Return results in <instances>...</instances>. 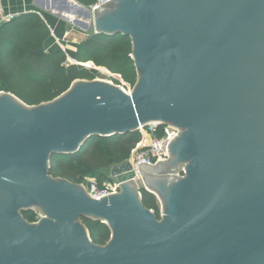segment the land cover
Masks as SVG:
<instances>
[{"label":"water","instance_id":"obj_1","mask_svg":"<svg viewBox=\"0 0 264 264\" xmlns=\"http://www.w3.org/2000/svg\"><path fill=\"white\" fill-rule=\"evenodd\" d=\"M87 12L94 34L130 38L136 83L126 93L76 80L37 106L0 93V264H264V0H110ZM150 124L180 130L169 159L98 171L117 194L97 200L49 176L52 156ZM32 207L47 217L28 223ZM83 218L109 227L105 246Z\"/></svg>","mask_w":264,"mask_h":264},{"label":"trees","instance_id":"obj_2","mask_svg":"<svg viewBox=\"0 0 264 264\" xmlns=\"http://www.w3.org/2000/svg\"><path fill=\"white\" fill-rule=\"evenodd\" d=\"M89 8L96 0H75ZM50 31L41 17L28 12L14 16L9 22L0 23V93H10L27 106L48 103L65 93L76 80H94L97 71L103 68L112 75H119L125 84L133 87L137 75L131 59V41L122 35L105 36L91 33L78 44L74 55L75 62L69 63L61 51H47L45 45ZM91 63V68L81 64ZM160 136V133L157 134ZM103 143H99V140ZM138 132L124 136L95 138L79 153L68 156H52L49 161V176L80 183L84 177H94L99 186L110 181L98 171L125 162L136 144L140 141ZM143 206L160 219V204L157 198L139 188ZM30 211H23L22 217L33 222ZM91 242L103 247L111 236L109 227L90 219H82Z\"/></svg>","mask_w":264,"mask_h":264},{"label":"crops","instance_id":"obj_3","mask_svg":"<svg viewBox=\"0 0 264 264\" xmlns=\"http://www.w3.org/2000/svg\"><path fill=\"white\" fill-rule=\"evenodd\" d=\"M5 14L17 16L34 12L38 14L50 31L46 43L47 51H63L69 63H74V55L78 44L93 33V19L88 16L86 8L75 0H6ZM83 19L92 21L89 26ZM82 27V28H80ZM147 138V137H146ZM144 143H147L144 140Z\"/></svg>","mask_w":264,"mask_h":264},{"label":"built area","instance_id":"obj_4","mask_svg":"<svg viewBox=\"0 0 264 264\" xmlns=\"http://www.w3.org/2000/svg\"><path fill=\"white\" fill-rule=\"evenodd\" d=\"M5 1L6 0H0V23L9 22L14 17V15L5 14ZM108 1L110 0H96L95 4L89 8L91 11H94L95 8ZM127 88V91H124L130 93L132 88ZM144 128L147 129V138L143 137L141 143L136 144L129 159L126 160L135 174H137L138 170L141 168L154 167L166 162L169 159V146L180 134V130H176L172 126L167 125L150 124L148 127ZM158 133H160V136H157ZM144 140H146L147 143H144ZM138 179L139 178L136 177L134 180L135 183H137ZM120 186L121 184L119 182L111 179L110 181L104 182L101 186L94 180L90 184V196L100 200L117 194Z\"/></svg>","mask_w":264,"mask_h":264},{"label":"rangeland","instance_id":"obj_5","mask_svg":"<svg viewBox=\"0 0 264 264\" xmlns=\"http://www.w3.org/2000/svg\"><path fill=\"white\" fill-rule=\"evenodd\" d=\"M83 21H85V22H87V24L89 25V26H91L92 25V21L91 20H88V19H83ZM80 28H82V27H80ZM103 69V68H102ZM98 73H97V76H96V78H95V80H103V81H105V82H107V83H111V84H113L114 86H118L119 88H121V89H123V90H125V91H127V87H130V89L132 88L131 86H129L128 84H125V82L122 80V78L119 76V75H110V74H108V73H105V72H102L101 71V68H97V70H96ZM138 133H140V135H141V139H140V141L138 142V143H141V141L143 140L142 138L143 137H146V134H147V129L146 128H142V129H140L139 131H137ZM144 135V136H143ZM147 140H149V139H147ZM103 140L101 139V140H99V143H103L102 142ZM137 143V144H138ZM149 143V142H148ZM135 148V147H134ZM131 153H132V151H131ZM131 153H130V155H131ZM130 157V156H129ZM129 159V158H128ZM127 159V160H128ZM115 166V165H114ZM113 167V166H112ZM111 168V167H110ZM96 181V178H94V177H89V176H87V177H84L83 179H82V181L80 182V183H73V182H70L71 184H74V185H78V186H83V193L84 194H88V196H90V184L93 182V181ZM137 186H138V188H142L143 187V184H142V181L140 180V179H138V181H137ZM30 215L33 217V222L32 223H30V224H36V223H38L43 217H47L46 215H45V213H43V211H42V209H40V208H37V207H32V210H30ZM21 214H22V212H21ZM77 224H81L82 225V222L80 221V220H77V221H75Z\"/></svg>","mask_w":264,"mask_h":264}]
</instances>
